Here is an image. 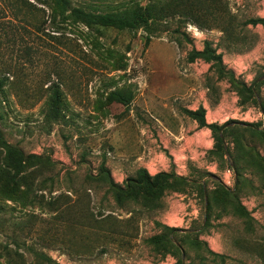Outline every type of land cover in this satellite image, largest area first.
<instances>
[{"label":"rangeland","instance_id":"1","mask_svg":"<svg viewBox=\"0 0 264 264\" xmlns=\"http://www.w3.org/2000/svg\"><path fill=\"white\" fill-rule=\"evenodd\" d=\"M70 2L101 13L170 3L184 15L148 34L86 26L52 0H0V131L50 162L28 187L0 181V264H176L168 246L146 243L163 227L187 232L175 237L182 264H264V26L245 23L264 18V0ZM206 42L223 70L189 61ZM54 90L64 120L47 124ZM115 90L132 94L127 106L107 101ZM199 107L207 124L240 123L228 126L223 158L212 132L182 112ZM181 134L201 141L184 168L173 163ZM148 156L168 163L152 175L188 181L158 207L116 200L97 176L103 165L123 187Z\"/></svg>","mask_w":264,"mask_h":264},{"label":"trees","instance_id":"2","mask_svg":"<svg viewBox=\"0 0 264 264\" xmlns=\"http://www.w3.org/2000/svg\"><path fill=\"white\" fill-rule=\"evenodd\" d=\"M52 1L62 11L69 13L73 19L86 26L112 28L118 31L126 30L133 32L143 29L149 34L154 30L153 26L158 22L174 17L175 15L178 16L177 14H180L181 16L184 15V13L181 12L176 13V9V12H174L170 3L149 4L145 7L134 6L118 11L101 13L86 11L79 7H75L71 4L70 0ZM245 23L252 25L260 24L264 26V18L249 19ZM145 40V43L147 44L150 40V36L148 35ZM197 57L205 61H212L217 64L220 70L221 68L223 70L221 55L216 54V51L209 46L208 42L205 43L202 51H193L189 61L193 62ZM226 73L231 74L230 71ZM258 79L246 88V91L250 95L254 94L255 87L260 82ZM131 100L132 94L130 92H125L124 90H115L107 95V101L119 103L123 106H127ZM60 102V95L57 90H54L50 96L48 110L44 117L47 124L64 120L60 111ZM259 108L261 111L263 110L262 107L259 106ZM182 112L189 119L195 121L199 128L205 127L212 132L215 140L214 148L218 152L220 158H223L228 154V151L224 146L223 138L229 128V125H239L240 123L228 121L223 125H217L215 123L207 124L205 120V110L202 107H199L194 111L184 109ZM241 124L252 127V125L249 124ZM41 162L50 164L49 160L43 161L41 156L34 154L26 155L18 147L9 144L0 131V181L3 182L4 186L11 189L17 188L21 185L28 187V180ZM231 167L233 168L232 164ZM97 176L99 177L101 183L106 186L107 191L111 192L116 200L123 196L124 198H132L135 201H139L142 205H154L156 207L159 206L157 201L164 190L168 189L171 185H177L179 187L175 188H180L183 184L188 183L186 178L176 176L174 173L159 172L151 176L145 169L142 168H139L135 172V177L128 179L123 187L112 181L109 172L103 165L100 166ZM210 177L213 176L210 175ZM217 181L221 184L218 179ZM200 193L205 198V220H208L210 205L204 186L201 187ZM180 233L186 234L187 232L181 231L180 229L163 227V232L161 234L146 239V243L155 247H158L159 245L168 246V249L173 256L177 257L180 255L176 264H182V255L184 256V250L182 249L181 244L175 241L176 235H179ZM209 254L215 259H219L221 261L224 260L223 255L216 254L211 251H209Z\"/></svg>","mask_w":264,"mask_h":264},{"label":"crops","instance_id":"3","mask_svg":"<svg viewBox=\"0 0 264 264\" xmlns=\"http://www.w3.org/2000/svg\"><path fill=\"white\" fill-rule=\"evenodd\" d=\"M222 107V106H221ZM219 112L215 111L212 116H218ZM202 134L206 135V132H202ZM178 138L180 139V145L178 147V153L175 156V160L173 161L174 164H177L179 167L184 168V164L186 160L193 159L195 151L198 147L201 146V141L195 139L194 137H188L184 135H179ZM165 161H163L159 157H147V160L144 164V168L146 171L152 175L157 172V170H166L168 167Z\"/></svg>","mask_w":264,"mask_h":264},{"label":"water","instance_id":"4","mask_svg":"<svg viewBox=\"0 0 264 264\" xmlns=\"http://www.w3.org/2000/svg\"><path fill=\"white\" fill-rule=\"evenodd\" d=\"M263 79V77H261V78H259L258 80L260 81V80H262ZM221 136V135H220ZM212 179H214V180H217V178L215 177V176H213V177H211ZM205 213H206V204H205V209H204V220H205ZM182 261H183V255H182Z\"/></svg>","mask_w":264,"mask_h":264}]
</instances>
